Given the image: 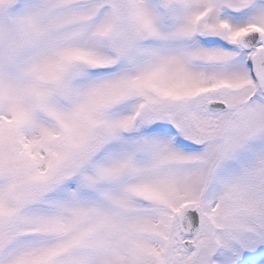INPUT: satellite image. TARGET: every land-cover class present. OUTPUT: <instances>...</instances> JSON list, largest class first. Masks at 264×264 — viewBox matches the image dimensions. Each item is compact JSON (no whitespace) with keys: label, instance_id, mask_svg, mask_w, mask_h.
I'll return each mask as SVG.
<instances>
[{"label":"snow or ice","instance_id":"1","mask_svg":"<svg viewBox=\"0 0 264 264\" xmlns=\"http://www.w3.org/2000/svg\"><path fill=\"white\" fill-rule=\"evenodd\" d=\"M0 264H264V0H0Z\"/></svg>","mask_w":264,"mask_h":264}]
</instances>
